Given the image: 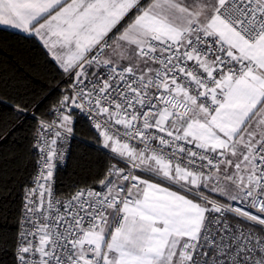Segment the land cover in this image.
<instances>
[{"label":"snow or ice","instance_id":"snow-or-ice-1","mask_svg":"<svg viewBox=\"0 0 264 264\" xmlns=\"http://www.w3.org/2000/svg\"><path fill=\"white\" fill-rule=\"evenodd\" d=\"M0 25L56 69L0 86L33 164L12 264H264V0H0ZM81 122L108 160L62 197Z\"/></svg>","mask_w":264,"mask_h":264},{"label":"trees","instance_id":"trees-1","mask_svg":"<svg viewBox=\"0 0 264 264\" xmlns=\"http://www.w3.org/2000/svg\"><path fill=\"white\" fill-rule=\"evenodd\" d=\"M55 76V66L37 39L0 28V86L40 94L53 83ZM77 127L79 131L71 143L67 162L56 173V190L62 197L73 190L72 184L84 185L96 179L108 160L104 152L97 151L86 124L81 122ZM21 135L0 142V232L8 235L14 232L20 209L19 185L33 170L28 141L21 139ZM0 264H12L10 251H0Z\"/></svg>","mask_w":264,"mask_h":264},{"label":"crops","instance_id":"crops-1","mask_svg":"<svg viewBox=\"0 0 264 264\" xmlns=\"http://www.w3.org/2000/svg\"><path fill=\"white\" fill-rule=\"evenodd\" d=\"M0 28H4V29H8V30H11V31H15V32H20V33H23L17 29H14V28H11V27H7V26H3V25H0ZM25 34V33H23ZM27 35V34H26Z\"/></svg>","mask_w":264,"mask_h":264},{"label":"built area","instance_id":"built-area-1","mask_svg":"<svg viewBox=\"0 0 264 264\" xmlns=\"http://www.w3.org/2000/svg\"><path fill=\"white\" fill-rule=\"evenodd\" d=\"M68 155H69V153L67 154V156H66L64 162L58 167V169H59L60 167H63V166L66 164L67 159H68Z\"/></svg>","mask_w":264,"mask_h":264}]
</instances>
